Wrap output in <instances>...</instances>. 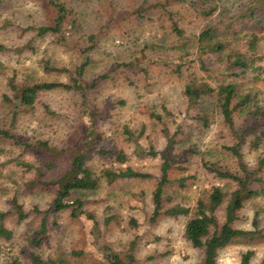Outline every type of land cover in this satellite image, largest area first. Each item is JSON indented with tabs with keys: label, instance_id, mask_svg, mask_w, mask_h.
I'll list each match as a JSON object with an SVG mask.
<instances>
[{
	"label": "rangeland",
	"instance_id": "obj_1",
	"mask_svg": "<svg viewBox=\"0 0 264 264\" xmlns=\"http://www.w3.org/2000/svg\"><path fill=\"white\" fill-rule=\"evenodd\" d=\"M48 1L0 0V128L8 129L23 144L46 141L56 150L64 151L54 156L56 150L24 149L11 139H0V211H8L4 224L14 232L10 240L0 237V264H31L30 253L42 259L63 257L68 264H111L105 258L108 251L118 254L123 264L128 253L134 255L135 264H201V250L192 247L183 237L185 217L161 215L150 221L151 193L161 160L158 155L140 157L135 152L139 154L149 148L161 151L166 143L163 129L172 134L180 125L171 153L189 148L196 153L184 154V170H179L177 164L170 169V178L187 177L183 186L177 183L166 186L172 201L193 206L212 186H220L226 195L236 188V182L217 176L203 164L207 162L231 172L238 170L236 158L226 148L233 144V139L213 107L215 104L211 107L214 109L208 126L202 127L192 117L194 111L186 110L183 90L189 74H196L198 79L211 85L235 82L242 92H250L262 103L264 10H259L263 22L256 26L239 17L248 0H195L194 6L177 0H59L70 10L61 30L39 35L38 27L52 23L54 7ZM263 4L264 0H260L259 6ZM210 7L214 8L212 13L204 14ZM164 9L176 13L181 36L169 32L170 22ZM216 20L230 28L229 36L237 38L232 41L234 45H227L226 52L235 49L246 52L250 67L240 77L219 72L225 62L217 53L195 51L187 58H178L181 50L178 52L176 44L184 42L195 48L196 35L210 24H216ZM231 32L238 34L233 36ZM90 34L96 46L88 51ZM162 40L164 45L157 47ZM252 42L254 47L250 45ZM143 46L148 58H178L185 64L176 70L174 63L146 62L144 72L138 63L137 67L117 69L111 79L101 80L96 88L83 93L64 88L41 91L32 108L21 111L15 121L11 120L12 107L5 98L12 97V80L14 84L69 83L70 73L76 72L87 56L89 63L83 77L90 81L111 71L119 61L140 58L139 50ZM45 63L66 70H46ZM107 104L111 105L108 112ZM91 107L97 112L93 119L88 115ZM150 111L161 114L162 121L150 118L147 114ZM236 121L237 127L244 124L242 117ZM125 125L137 136L136 140L124 133ZM90 130L100 136L99 143L95 137L88 145L90 152L98 147L122 149L128 157L124 166L150 173L151 177L118 179L111 184L103 182L93 191L73 192L70 202L77 197L83 201L78 216L71 215L72 208L50 213L47 240L32 246L28 237L42 216L33 207L48 208L56 196L57 186L28 183L36 178L37 169L43 181L61 176L70 167L72 150L85 145V139L91 140ZM250 139L251 136L245 137L240 150L244 162L252 168L261 150L251 149ZM13 157L33 164L32 168L26 170L16 165L10 160ZM88 164L93 170L117 165L111 156L95 152ZM259 176L264 177V170ZM261 186V182L252 181V188ZM14 196L27 213L25 219L17 220L13 212ZM223 208L224 204L215 212L216 224L223 221ZM238 216L234 226L246 230L248 235L222 248L216 264H240L242 254L248 250L253 251L250 264H264V197L245 202Z\"/></svg>",
	"mask_w": 264,
	"mask_h": 264
},
{
	"label": "trees",
	"instance_id": "obj_2",
	"mask_svg": "<svg viewBox=\"0 0 264 264\" xmlns=\"http://www.w3.org/2000/svg\"><path fill=\"white\" fill-rule=\"evenodd\" d=\"M179 2H186L189 6L196 5L195 0H177ZM205 1V0H204ZM51 6L54 7V14L52 23L49 25H42L37 28L39 35H44L48 32L58 33L65 20L66 14L70 12L66 8L64 2L59 0H49ZM260 0H248L246 4L241 8L240 18L252 21L256 26L263 22L262 15L259 10H264V4L259 6ZM165 10V15L170 22L169 32L176 37L182 35V30L178 27L177 20L175 18L176 13L171 10ZM214 8L210 7L204 14H210ZM230 18V17H229ZM233 18V17H231ZM225 21V20H224ZM8 23V22H7ZM74 25V23H72ZM75 27V26H73ZM72 29V28H70ZM68 31H71V30ZM230 28L224 25L222 22L216 20V24H210L203 29L195 37V48H191L190 45L180 42L176 44L178 48V58L183 56L187 58L195 51L204 54L217 53L220 60L225 62L219 69V72L234 77H240L248 72L250 63L246 52L241 50H229L226 52L227 45H234L232 41L237 40L235 37H231ZM237 36V32H231ZM254 39V38H253ZM88 41L91 44L88 46V51L92 50L96 44L94 42L93 34L89 35ZM227 41L229 43H227ZM160 41L157 47H162L164 44ZM254 47V42L250 44ZM145 46L139 50L140 58L135 56L131 61H119L114 64L113 69L109 72L100 74L94 77L90 81H86L83 77L86 66L89 63V58L86 56L84 62L80 64L76 72L70 73V82H23L21 84H14L11 81L12 97L6 96V100L12 107V121H15L16 115L21 111H26L33 107L36 101L37 95L41 91L52 90L56 88H64L67 90H76L83 93L88 89H94L97 87L99 81L104 79H111L117 72V69L137 67L141 64V70L146 72L147 68L143 66L147 63H159L165 64L174 63L176 70L181 69L185 62L177 60L178 58L163 60L160 56L148 58L145 54ZM225 53V55H223ZM224 56V59L222 55ZM145 62V63H142ZM167 62V63H166ZM46 63L47 60H46ZM45 63L46 70H66L64 68H56ZM221 70V71H220ZM69 73V70H67ZM113 74V75H112ZM264 79V77H263ZM186 98V110L194 111L192 117L200 122L202 127H207L209 124V117L213 113L215 108L216 112L221 116V120L230 132L233 139V144L226 148L232 153L237 160L238 170L231 172L228 170H221L213 167L207 162H204V166L207 169L214 171L215 174L221 178H226L236 182V188L226 195L220 186H212L204 198L196 200L193 206L186 205L181 201H172V195L167 194L166 186L169 183H177L179 186L185 185L186 176L182 175L178 178H170V169L176 164L179 170H184L185 167L182 164L184 162V154L196 153L195 149L189 148L182 150L178 153H171L174 150V143L176 141V135L180 133V125L177 126V130L172 134L169 133L167 128L163 129V133L166 137V143L161 151L149 148L148 150H141L136 155L149 157L159 156L161 162L159 166V176L156 182V186L151 193L152 201V214L150 221H155L159 216L169 217H185V225L183 230L184 239L190 243V245L196 249L201 250L202 260L201 264H216V258L218 252L225 246L232 242L242 239L248 235V232L244 229H240L234 226V222L238 219V212L244 207L245 202L254 199L255 197H264V177L259 176L264 170V101L261 103L256 100V97L250 92H242L235 82L220 83L218 85H211L206 81L198 79L196 74H189L186 85L183 90ZM84 103V102H83ZM123 104V101L119 102ZM213 103L215 106H213ZM110 104L106 105L108 108ZM214 108H211V107ZM96 111L90 108L89 117L91 119L96 115ZM172 115V112H166ZM150 118L157 121H162V115L156 112L150 111L147 113ZM240 115V116H239ZM243 118V125L236 126V118ZM255 130V131H253ZM143 126L138 132L142 134ZM253 131V132H252ZM124 133L130 139H137V136L129 129L127 125L124 126ZM91 140L85 139V145H81L78 148H74L71 152L70 167L64 171L61 176L55 180L43 181L40 179L41 172L37 169L36 178L29 182L28 185L36 186L37 184H53L56 185V196L54 197L51 205L46 209H39L37 206L33 207L35 213L41 214L38 227L28 237L32 246H39L41 242L47 240V226L48 216L50 213H56L67 208H72L71 215L78 216V208L83 205L80 197L75 198L73 201H69V197L73 192L93 191L99 187L103 182L111 184L118 179H136V178H149L150 173H146L131 166H124L128 160L127 155L122 149H105L103 147L95 148L90 152L88 145L92 144L95 140L99 143L100 136L93 131H89ZM251 136L248 141L250 148L255 150H261L260 155L256 160V165L249 168L243 160V155L240 150L241 143L245 140V137ZM7 138L13 140L14 144L21 145L24 149L28 148H42L48 152L55 151L56 149L49 146L46 141H37L35 144L22 143L18 140L17 136L10 133L8 129L0 128V139ZM246 140L244 141V143ZM63 150H56L54 156H58L63 153ZM98 153L101 155H109L113 161L117 163L116 166L104 167L100 170H93L89 167L88 160L92 157V153ZM16 165H22L26 170L32 168L33 164L20 160L17 157L10 159ZM123 165V166H122ZM252 181H259L262 183L260 188H252ZM12 209L15 213L17 220H22L27 217V213L23 209V206L17 201L14 196L11 199ZM169 204L167 205L166 203ZM224 204L223 212L224 217L221 224L215 223V212ZM8 215V211H0V237L5 240H10L14 234L12 229L5 226L4 220ZM255 221V220H254ZM256 222H253L255 225ZM1 254V245H0ZM78 254V252H73ZM253 255L252 250L244 252L241 256L240 264H250L251 257ZM31 264H68L67 259L63 257L42 259L35 253H30ZM105 258L111 264H123V261L118 257V254L108 251L105 254ZM127 262L124 264H135V257L132 253L126 255ZM11 264H14L12 262Z\"/></svg>",
	"mask_w": 264,
	"mask_h": 264
}]
</instances>
